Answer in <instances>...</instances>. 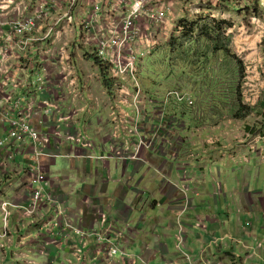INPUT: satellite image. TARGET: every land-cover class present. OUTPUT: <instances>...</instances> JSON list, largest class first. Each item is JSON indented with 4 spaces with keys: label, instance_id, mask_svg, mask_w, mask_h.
Wrapping results in <instances>:
<instances>
[{
    "label": "crops",
    "instance_id": "obj_1",
    "mask_svg": "<svg viewBox=\"0 0 264 264\" xmlns=\"http://www.w3.org/2000/svg\"><path fill=\"white\" fill-rule=\"evenodd\" d=\"M235 1L230 4L221 2L219 12L227 11L225 6L239 12L236 7L240 5ZM242 4L248 5L247 2ZM258 4L264 9V0ZM261 24L258 23L255 31ZM238 29L243 35L229 33L235 36L233 46L244 54L245 63H255L257 69L259 65L262 67L264 49L261 33L254 37L244 36L248 33L247 27L243 25ZM263 29L261 26L259 31ZM70 49L72 54L83 49L93 60V55L84 48L72 45ZM79 81L84 87L86 101L79 104L71 99L59 101L66 114L81 106H86L87 110L79 112L75 118L76 128L69 129L64 124V138L83 133L95 143L103 142L109 147L114 130L110 106L106 113L107 107L100 100L93 102L92 84L85 82L80 73ZM103 86L108 96V89ZM177 112L176 107H172L169 116L174 118L178 116ZM58 123L53 116L41 111L33 119L34 126L46 134H56ZM170 132L174 131L170 129ZM173 135L180 141L176 148H167L165 143H160L162 147L143 151L140 160L126 161L90 159L89 154L96 155L93 151L71 141L61 143L55 140L48 150L53 157L44 158V168L52 180L54 193L77 224L93 227L96 214L107 211L120 223L118 228L125 229L121 239L123 248L149 264H264V181L261 178L264 142L258 144L255 152L250 149L248 136L251 134H246L243 141L238 140L244 145L235 139L230 140V137L225 139L215 135L216 141L212 142L215 145L206 144L196 153L189 146L190 143L197 144L193 142V136L186 131ZM2 137L3 131L0 132ZM165 137L162 138L165 140ZM197 154L201 157L197 158ZM6 155L9 159L15 156V159L8 163L11 165V179L0 186V197L24 204L31 198V192L23 187L28 185L25 168L32 157L30 141L0 148V158ZM58 161L68 164L62 170H54ZM254 171L258 172L255 179ZM206 173L212 175L214 182L207 180ZM51 218L48 206H43L41 212L30 219L16 211L12 218L16 239L30 238L33 248L39 247L43 239L51 237L41 233L37 226ZM179 224L186 236L182 251L176 239ZM217 238H226V241L217 242ZM103 248L97 239L88 241L84 259L78 263L68 246H60L55 264H71L72 260L73 264H109L106 256L100 254ZM98 254L100 259L94 261ZM3 264H11L10 259L7 257ZM114 264L130 262L127 258L117 257ZM134 264L142 262L136 259Z\"/></svg>",
    "mask_w": 264,
    "mask_h": 264
},
{
    "label": "built area",
    "instance_id": "obj_2",
    "mask_svg": "<svg viewBox=\"0 0 264 264\" xmlns=\"http://www.w3.org/2000/svg\"><path fill=\"white\" fill-rule=\"evenodd\" d=\"M180 2L195 15L209 12L218 18L216 13H219L218 6L223 0H0V15L3 16L0 18V132L4 134L0 138V148L28 140L32 146V157L25 168L31 198L19 204L0 197V264L6 261L8 250L14 244L11 220L15 212H21L23 217L30 219L37 216L43 206L49 207L52 218L40 225L39 231L51 238L59 232L76 235L80 242H69V246L77 261H83L87 242L97 239V243L104 245L100 254L106 256L109 264H114L117 257L127 258L130 264H134L136 259L149 264L123 248L121 239L125 229L118 228L120 223L107 211L97 213L96 224L90 228L71 220L53 191L43 160L53 157L48 150L55 140L61 143L71 141L89 151L99 149V155L92 153L88 157L102 161L110 158L140 160L143 151H153L164 140V134L166 137L162 143L174 148L177 138L173 134L179 133L176 126L169 128L171 102L194 107L197 101L192 92L175 88L167 93L162 106L156 99L150 101L151 108L156 106L151 114L144 104L147 93L140 84V63L153 56L175 34V30L172 34L169 32L171 26H176ZM253 22L258 24L260 20L254 17ZM177 26L178 32L184 30L183 26ZM72 45L86 49L106 64L116 82L117 88L112 82L115 95L134 97L136 111L131 118L132 130L128 126V100L111 109L114 130L109 147L103 142L95 143L83 133L64 138V124L66 128H76L75 118L79 112L87 110L86 106H81L66 114L59 101L71 99L75 104L86 101L70 51ZM253 70L255 73L257 68ZM248 74L244 99L255 105L261 92L255 88V80ZM256 77L260 80L258 72ZM39 111L59 122L56 134L42 133L34 126L33 119ZM175 122H186L185 115L175 116ZM129 130L130 133H126ZM125 134H138L134 149ZM123 140H126L125 148ZM261 141L264 142V135L251 140V151L256 152ZM262 156L264 158V154ZM10 159H15V156ZM10 159L7 155L0 158V186L11 179ZM117 229V235L113 236ZM178 229L176 239L182 251L186 241L185 230L181 224ZM215 241L225 242L226 238ZM32 250L30 248V252ZM31 259L29 257V264H38ZM99 259L98 254L94 261ZM188 259L192 261L190 257Z\"/></svg>",
    "mask_w": 264,
    "mask_h": 264
},
{
    "label": "rangeland",
    "instance_id": "obj_3",
    "mask_svg": "<svg viewBox=\"0 0 264 264\" xmlns=\"http://www.w3.org/2000/svg\"><path fill=\"white\" fill-rule=\"evenodd\" d=\"M232 0H223V3L227 2L228 4L231 3ZM237 4L240 6H237L239 12L231 10V8H227L225 6V9L227 11L216 13L219 17L214 18L212 16V13L209 12H203L200 15H195L192 11H188L185 9V4L180 2V4L177 7V13H176V20L175 25L170 27V32L175 34L169 39L167 44L162 46L160 49H158L153 56L148 57L144 60L140 59V84L141 88L146 91V95L144 97V104L148 106V109L151 111V114L153 113L156 106L151 108V100H158L160 106L163 105L166 95L169 91L179 88L183 90H187L193 93L194 100L196 99L197 104L195 103L193 109L190 108V106H186L185 109L181 108L175 101L171 102L172 107H176V109L183 115H185V121L186 122H175L174 118L169 117L170 120L168 121L169 128L176 126L178 129V133L181 134L182 132H187L189 136H193V144H189L190 148L193 149V152L199 153L201 147H205L206 144H209L211 146L215 145L212 144V142L216 141V138H213L215 135H218L219 137L229 138L230 140L235 139L237 143L238 140H244L246 134H252L255 137L259 135H264V117L262 116L261 112H264L263 107L261 104L264 102V58L262 59L263 67H258L257 71L255 73L260 74V80L258 78H255L254 73V65L249 64L248 61L245 63L244 59L242 58L243 53L240 52V50L233 46V50L240 56L239 58L244 62V74L242 75V78L240 79L242 81V91L244 93L245 91V82H247V79H245L246 74H248V71L253 80H255V85H257L255 88L257 90H260V99L257 101L255 105L249 104L244 99V94L242 93L243 103L252 108V112L249 116H247L245 119H235L232 116V113L230 114V110L232 111V107L234 106V103L236 102V97H234V89L233 84L226 85V93H227V100L222 103V100L220 101V104L214 101V98L211 97L209 94L212 93V85H209V80L205 76L204 72V65L202 63L196 64L193 66L191 64L193 59V55L195 54L196 50H198L196 53H202V50H207L208 46L206 44V41L201 42V44H194L192 39L189 36H192V30L195 28L194 32V38L195 36L199 34V31L197 30V26L200 28L205 27L209 24L211 20H218V21H226L230 24L234 25V28L230 29L231 32L228 33H234V35H240L239 27L240 26H246L247 32L244 36H253L258 35V32L262 35V46L264 49V29L262 31H259L261 29V26H264V9L262 5L258 4L260 3V0H236ZM247 2L248 5H243L242 3ZM244 6V7H243ZM247 6V7H245ZM222 14H225L223 16ZM199 16V17H198ZM257 17L262 24L260 25V29L258 31L256 30V27L258 24H255L253 22V18ZM0 18H3L2 15H0ZM184 22V24H183ZM186 23H189L188 26H184ZM194 25L192 28L191 26ZM183 26L184 30L178 32V26ZM187 32V34H186ZM187 35L186 39L182 38V36ZM243 35V34H241ZM240 35V36H241ZM259 36V35H258ZM258 36H255V38H258ZM235 37V36H234ZM182 38V39H180ZM174 42V43H173ZM175 51V53H172L171 51ZM181 52H185L181 55ZM189 52V53H188ZM190 54V56H189ZM74 65L77 71V75L79 76V73L82 74V77L84 76L85 82L89 81L92 85L90 88V93L93 96V102L95 101H101L102 104H104L107 107L106 113H108V108L110 106V111L113 107H116L117 104L121 103L122 101L128 100V109L127 114L129 115L128 121L130 126V130L133 129V121L132 117L135 116L136 108L133 105L134 97L133 95L127 96L125 94H119L115 95L113 92V84H112V90L111 93L108 90L109 94L106 95V91L104 88V80H102V72H100V69L98 66L93 63V60H90V56H87L85 53V50L79 49L77 50V53L72 54ZM181 57L183 58L184 62H181ZM224 55L221 53V56L216 57H210L213 61V59L219 60V58L222 60L220 63L215 64L212 68L214 70L213 73V82H217L220 78H223L221 82H224L225 80H228L230 78V81L235 78V74L230 75L229 77L227 75H223V73L218 72V69H223L224 71H231L232 65L236 64V61L233 60V63H230L229 60L223 58ZM224 60V62H223ZM257 64H259L257 62ZM185 67V68H184ZM191 69L193 73H191ZM185 70V71H184ZM192 76L193 78H191ZM234 77V78H233ZM109 80L114 83L115 80L111 77V74L109 73ZM216 80V81H215ZM86 83H84L85 85ZM235 85V84H234ZM83 92L84 87L81 84ZM117 88V87H116ZM199 92L204 91L205 94H201V96L198 94ZM253 93V92H250ZM132 94V93H131ZM203 97V98H202ZM235 101V102H234ZM106 102V103H105ZM249 104V105H248ZM251 105V106H250ZM159 112V110H158ZM157 112V113H158ZM178 114V115H181ZM124 116V115H123ZM168 128V130H169ZM130 130L126 133H130ZM143 136L152 135V134H141ZM165 135V134H164ZM162 135V137H164ZM170 135V134H169ZM205 136L204 139H201V136ZM126 140H129V143L131 145V148L134 149V141L138 138V134H125ZM253 136L249 138V141H253ZM126 140H123L124 148L127 144ZM161 140L156 148L162 147L163 145ZM179 140L177 139V143L174 146L176 148L179 146ZM166 143V142H165ZM217 143V142H216ZM256 142H254L255 145ZM240 145H244L243 142L239 143ZM251 144V143H250ZM257 144V143H256ZM167 147V146H166ZM169 148V147H167ZM173 148V147H171ZM96 155L100 154L99 149H91ZM197 158L201 157V155L197 154ZM264 160L263 156H261ZM111 160H104L109 161ZM261 161V159H260ZM68 164V163H66ZM63 164L61 161H58L57 166L54 168V170H62L63 167L66 165ZM262 170H261V178L264 181V162L261 161ZM260 168V167H259ZM254 176L253 179H255L258 175L257 171L253 172ZM207 180L210 181V183L214 182L211 178L212 175H209L206 173ZM24 188H27V190L30 191V187L28 185H23ZM110 215V214H109ZM68 217L75 222V220L71 217L69 214ZM76 223V222H75ZM77 224V223H76ZM40 226V225H39ZM39 226L37 228L39 229ZM11 227H12V220H11ZM13 230V228H12ZM43 235V234H42ZM44 236V235H43ZM74 236L75 239L72 237ZM13 238H14V244L9 248L7 257L10 259L11 264H29L28 260L29 257H31L33 261H35L38 264H55L56 261V255L57 252L60 254L59 248L60 246L65 247L68 246L69 250L72 252L73 250L69 246V242L78 243L80 242V239L72 234V233H62L59 232L56 234L54 238H50L48 240L43 239L41 245L38 247L32 246L30 242V238L24 237L20 241L19 239H16L15 231L13 230ZM221 238H217L215 240H220ZM20 242V243H17ZM66 242V243H65ZM31 245H30V244ZM30 248H33V250L30 252ZM78 263H81L80 261H77ZM71 264H73V260L71 261Z\"/></svg>",
    "mask_w": 264,
    "mask_h": 264
},
{
    "label": "trees",
    "instance_id": "obj_4",
    "mask_svg": "<svg viewBox=\"0 0 264 264\" xmlns=\"http://www.w3.org/2000/svg\"><path fill=\"white\" fill-rule=\"evenodd\" d=\"M184 24V22H183ZM189 23H186L184 26H188ZM196 26V24H193V26ZM182 26V25H181ZM234 25L230 24L229 22L226 21H218V20H211L209 24L205 27H202L199 29L197 26V30L199 31V34L197 37L195 36L194 38V32L195 28H193L192 36H187L184 35L182 38L186 39L187 37L193 38L192 41L195 44H201V42H205L208 46L207 50H202V53H196L198 50H196L195 54L192 56L193 59L191 64L195 66L196 64L202 63L204 66V72L205 76L209 80V85H212V93L209 94L211 97L214 98V101L220 104V101L222 100V103H224L227 100V93H226V85L228 84H233V89H234V97H236V102L234 103V106L232 107V111L230 110V114L232 113V116L235 119H245L247 116H249L252 112V108L246 106L243 103V98H242V81L240 80L242 78V75L244 74L245 68H244V62L239 58L237 53L233 50V39L234 35L229 34V30L233 28ZM187 34V32H186ZM180 38V39H182ZM174 43V42H173ZM172 53H175V51H171ZM185 52H181V55L184 54ZM189 53V52H188ZM221 53L224 55V59H227L230 61V63H233V60L236 61L235 65H232L231 71H224L223 69H218V72L223 73V75H227L228 77L230 75L235 74L234 82L233 80L230 81V78L228 80H225L224 82H221L223 78H220L216 83L213 82V66L217 63L222 62V60L219 58V60L213 59L211 62L210 57H218L221 56ZM190 56V54H189ZM184 58V57H183ZM183 58L181 57V62H184ZM92 59L94 63L100 68L102 75H103V80H104V85L107 87V89L110 91L112 90V82L109 80V72H108V67L106 64L102 63L96 56H92ZM224 62V60H223ZM185 68V67H184ZM185 71V70H184ZM191 73H193L191 69ZM193 78L192 76H190ZM216 81V80H215ZM235 84V85H234ZM202 94H205L204 91L201 92ZM201 93L199 95H201ZM220 100V101H219ZM264 109V102L261 104ZM193 109V106L190 107ZM178 114H181L179 111L177 112ZM262 116L264 117V112H261Z\"/></svg>",
    "mask_w": 264,
    "mask_h": 264
}]
</instances>
